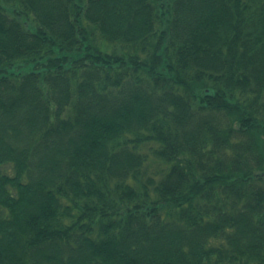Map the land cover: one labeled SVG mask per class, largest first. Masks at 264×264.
I'll return each mask as SVG.
<instances>
[{
	"label": "trees",
	"instance_id": "trees-1",
	"mask_svg": "<svg viewBox=\"0 0 264 264\" xmlns=\"http://www.w3.org/2000/svg\"><path fill=\"white\" fill-rule=\"evenodd\" d=\"M0 1V264H264V0Z\"/></svg>",
	"mask_w": 264,
	"mask_h": 264
},
{
	"label": "bare ground",
	"instance_id": "bare-ground-1",
	"mask_svg": "<svg viewBox=\"0 0 264 264\" xmlns=\"http://www.w3.org/2000/svg\"><path fill=\"white\" fill-rule=\"evenodd\" d=\"M6 4L8 5V7H12L11 10H12V12L15 15L17 20H20L22 22H31V15H30L31 13L29 11H27L24 8L21 9L20 8L21 6L18 5V4L14 5V6H12V4H8V3H6ZM0 7H2V2L1 1H0ZM245 12H246V10L243 11V13H245ZM171 13H172V10L170 8H167V7L164 6L162 15L164 17L168 18L171 15ZM80 18L81 17H78V19H80ZM86 25L92 26L93 27V32H98L96 30V28H97L96 25L93 22H88L86 20H82V21H78L77 20V22L75 23V28H73L72 32L76 33V35L79 36L80 35V30L82 29L83 26H86ZM89 31H91V28L88 29V32ZM98 35L99 34L94 35L93 38L91 39V41L94 42L93 40ZM104 43L105 42L102 40V43H100V45L98 46L99 50H102L104 48V46H105ZM59 54H60V58L57 60V62L63 68L74 70L77 73V75L80 76V77L88 76L87 81L91 82V78L93 77V75L95 73V70L93 69V70L89 71V73H88L87 69L85 67L81 66L82 63L78 62L79 57H76V56H78L79 54L75 53V55H76L75 56L74 54H72V55L68 54L67 51H62V54H61V50L59 51ZM69 56H71L70 59L72 61L70 64H68V62L65 60V57H69ZM184 64L190 65L188 59H185L184 56H180L178 58V60H177V66L175 65V63L174 64H170V65H168V64L164 65V67L162 69V73L158 75L156 83H154V85L150 87V90L154 94L156 100H158V101L162 100L164 95H166L168 93H175L176 90H177V87L180 85L179 83L172 82L169 86H167L166 90H163L162 88H160V82L162 80V77H164L165 74H171L178 81H180V80L184 81L187 78L195 79V78H192L189 75L184 76V73H186V71H188V69H185ZM30 69L31 68H29L26 72H29ZM131 70H132V68L130 67V69H129V67H128L127 71H125V73H124V77L123 78L130 79V77L132 75L130 73ZM160 71H161V69H160ZM162 85H161V87H162ZM42 86H43V88H45L47 85H46L45 82H43ZM205 93L207 94L208 92L206 90L204 91V89L202 87H199L198 89H193L192 95L190 93L191 98H189L188 101H187V104L189 105V107H191V108L196 107L197 103L202 102L201 100L204 99ZM207 95L210 96V95H212V93H208ZM206 99H207V97H205L204 100H206ZM84 102H86V99L84 100ZM76 104H78V101L74 98V99H72L71 103L67 107L69 109H72ZM259 116L262 117V119H259L260 122H264L263 114H261V115L259 114ZM260 122H259V124H260ZM224 153H228L227 147H225V152Z\"/></svg>",
	"mask_w": 264,
	"mask_h": 264
}]
</instances>
